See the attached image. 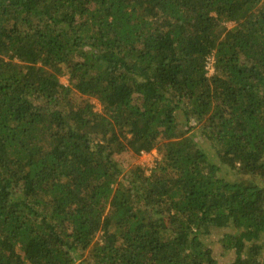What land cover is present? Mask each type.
<instances>
[{"label": "trees", "instance_id": "trees-1", "mask_svg": "<svg viewBox=\"0 0 264 264\" xmlns=\"http://www.w3.org/2000/svg\"><path fill=\"white\" fill-rule=\"evenodd\" d=\"M216 233L264 264V0H0V264H217Z\"/></svg>", "mask_w": 264, "mask_h": 264}, {"label": "rangeland", "instance_id": "rangeland-1", "mask_svg": "<svg viewBox=\"0 0 264 264\" xmlns=\"http://www.w3.org/2000/svg\"><path fill=\"white\" fill-rule=\"evenodd\" d=\"M232 26H233V24H227V28H231ZM61 81H62V83L66 84V85L68 84V80L65 77H62ZM94 106H95V110L97 112L101 111V105L98 101H94ZM199 145L201 146L202 150L205 153L207 152V154L209 153L211 156L215 153V147L213 146V144L211 142H207V141L203 140V142H200ZM155 152L157 153V151H155ZM150 154H152V156H147V157H143V158L140 157L139 154H134V153L126 154V155L121 156V161H123L125 166L128 163L130 164V166H133V165L143 166V164H148V162L150 163L151 160H153V162H154L159 157L158 153H157V155H153V153H150ZM214 155L212 157L209 156L211 158V161H216V158L214 157ZM143 167H145V166H143ZM219 168H220V170H218V172H219L218 175L220 177H223L224 179L230 181V182L242 183V184L249 183V184H255V185L259 184V181H260L259 177L237 174L233 171L225 169L221 165H219ZM222 232H224V231H222ZM99 238H100V236H98V238H96V240L99 241L100 240ZM221 238H222V233H216V234L212 235L207 240V242L213 250L214 259H215L217 264H231L235 260V253L233 251L226 252L224 250Z\"/></svg>", "mask_w": 264, "mask_h": 264}, {"label": "built area", "instance_id": "built-area-1", "mask_svg": "<svg viewBox=\"0 0 264 264\" xmlns=\"http://www.w3.org/2000/svg\"><path fill=\"white\" fill-rule=\"evenodd\" d=\"M206 71H207V76L210 77L213 75L214 73V59L213 58H210L206 64ZM150 153H153V155H157V153L154 151H151V152H140L139 153V156L140 157H147V156H152V154ZM156 163V160L153 162V160H151V162L148 164H143V166H145V168H148L149 170L152 169L153 167H155V164Z\"/></svg>", "mask_w": 264, "mask_h": 264}]
</instances>
